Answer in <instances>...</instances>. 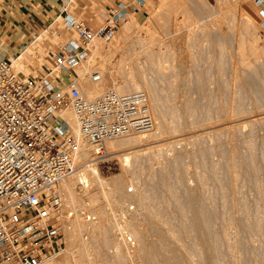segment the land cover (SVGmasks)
<instances>
[{"label": "rangeland", "instance_id": "374dc122", "mask_svg": "<svg viewBox=\"0 0 264 264\" xmlns=\"http://www.w3.org/2000/svg\"><path fill=\"white\" fill-rule=\"evenodd\" d=\"M117 1L0 0V58L20 56L22 73L23 66L29 72L49 66L58 47L77 36L66 14L95 30ZM121 1L132 6L129 20L112 38L94 40L99 53L90 48L84 63L92 66L80 85L90 96L98 84L91 72L101 67V87L113 77L121 87L138 82L149 95L155 127L134 134H153L148 146L122 143L113 155L105 143L97 165L108 192L100 191L98 201L107 213L88 203L79 207L96 214L105 236L83 234L82 222L76 239L66 234L63 254L44 264H92L97 250L123 255L124 264H165L155 251L149 261L143 253L161 241L160 229L161 250L179 249L181 264H264V21L257 0H145L139 7L136 0ZM95 90L94 96L102 92ZM121 188L124 195L117 196ZM126 218L131 247L116 223ZM86 242L89 251L81 253Z\"/></svg>", "mask_w": 264, "mask_h": 264}, {"label": "built area", "instance_id": "2783aa9c", "mask_svg": "<svg viewBox=\"0 0 264 264\" xmlns=\"http://www.w3.org/2000/svg\"><path fill=\"white\" fill-rule=\"evenodd\" d=\"M257 4L264 21V0ZM130 12V5L118 0L97 30L71 21L68 28L79 38L58 47L50 58L52 68L43 64L26 74L16 70L11 57L0 58V264H43L65 251L66 223L78 215L89 223L95 220L93 213L65 206L60 190V183L76 171L78 147L64 109H74L98 157L105 154L107 140L154 129L145 90L110 89L89 97L76 72L94 40L111 38ZM93 73L99 80V72ZM120 234L134 246L130 233Z\"/></svg>", "mask_w": 264, "mask_h": 264}, {"label": "bare ground", "instance_id": "6f19581e", "mask_svg": "<svg viewBox=\"0 0 264 264\" xmlns=\"http://www.w3.org/2000/svg\"><path fill=\"white\" fill-rule=\"evenodd\" d=\"M137 1V3H138V7L139 6H143L144 4H145V0H136ZM260 1H262V0H260ZM127 3V2H126ZM127 4H129V3H127ZM130 5V11H132V6H131V4H129ZM136 10H139V9H136ZM130 14H131V12H130ZM249 17V16H248ZM251 17H249V19H250ZM251 20H252V18H251ZM67 26L69 25V23L71 22V21H77L76 19H74L72 16H68L67 17ZM253 22V21H252ZM105 25V24H104ZM69 27V26H68ZM101 27V26H100ZM98 29V28H97ZM97 29H95V30H97ZM117 30V29H116ZM76 32V31H75ZM116 32V31H115ZM114 32V33H115ZM77 33V32H76ZM113 35L114 34H112V37H113ZM111 37V38H112ZM74 39H78L79 37H78V33H77V36H75V37H73ZM98 38H102V37H98ZM71 39V38H70ZM69 39V40H70ZM97 39V38H96ZM96 39H95V41H96ZM103 39H105V38H103ZM110 39V38H109ZM107 40V39H106ZM94 41V42H95ZM99 43V42H98ZM102 44V43H101ZM90 48L92 49V52L94 53V54H98L99 52V50H98V44L95 42L94 43V46L93 45H91L90 46ZM20 57V56H19ZM19 57H13L12 56V60H13V63H14V66H15V68H16V70L18 71V72H21L20 70H19ZM90 58V59H89ZM89 60L88 61H91V59L93 58V56L92 55H90L89 56ZM183 61V60H182ZM97 63V62H96ZM18 64V65H17ZM92 64V63H91ZM99 64V63H98ZM96 64H94V66H95ZM92 65H90V67H91ZM89 66H88V64L86 65L84 62L83 63H80L79 65H78V73L77 74H79V76H81V75H83L84 73H86V72H89L90 71V68ZM23 68H24V72H26V74H28V73H31V71L29 72V68L27 67V66H23ZM48 68H52V65H51V63H50V65L48 66ZM113 68V67H112ZM108 69V68H107ZM99 72V74H100V79L99 80H94L93 79V72ZM95 71H93V72H91V79L93 80V81H95V82H98V84H96L95 82H92V83H95L93 86H92V91H89L91 94H90V96L89 97H95L94 96V90L95 89H97V92L98 91H102L101 93H104L105 91H108V90H110V89H115L116 91H118V92H120V93H128V92H132V91H135V90H140V88H141V85L138 83V82H136V81H134V80H130L127 84H124L123 86H125L126 85V87H121V85L118 83V81H117V79L116 78H114L113 76H111V77H113V78H111L112 79V81H111V85L109 86V87H104V86H99V83H103L104 84V68L103 67H101V68H99V70H95ZM117 71V70H116ZM111 72H112V70H111ZM132 73V72H131ZM183 78H184V74H183ZM185 79V78H184ZM89 84V83H88ZM102 84V85H103ZM99 86V87H101V88H99V87H97V88H94V86L96 87V86ZM101 85V84H100ZM98 88H99V90H98ZM81 89H82V91L84 92V90H83V88L81 87ZM143 89H145V88H143ZM91 90V89H90ZM95 93H96V90H95ZM98 95H100V94H98ZM88 96V95H87ZM150 100V99H149ZM157 108V107H156ZM155 109V108H154ZM63 116L68 120V122L70 123V125H71V127H72V133H73V136L76 138V140L78 141V147L76 148V149H74V155H75V163H76V171L70 176V177H68V178H66L65 180H63L61 183H60V190H61V192H62V194H63V199H64V204H65V206H70V207H73L75 210H77V211H82V209L84 210V208H79L80 207V205L82 204V205H88V204H90L89 206H91V205H93V206H95L96 208H100V210H102L104 207H103V205L104 204H102V203H100L99 201H98V194H99V192L100 191H103L104 192V195L108 192L107 190H106V188L104 187V178H103V176H102V174H101V172H100V169H99V167H98V165H97V162H98V159L99 158H101V157H104L103 155L101 156V157H98V156H95V157H92V153H94L93 151H92V149H91V147L88 145V143H87V141H86V139H85V137H84V135H83V133H82V130H81V128H80V125H79V121H78V117H77V114H76V112L74 111V109L73 108H71V107H68V108H66V109H64V111H63ZM160 120V119H159ZM158 122H160V121H158ZM164 122V121H163ZM162 125V124H161ZM157 128V127H156ZM159 128V127H158ZM157 131H158V129H156L154 132L157 134ZM162 132V131H161ZM160 133V132H159ZM134 134V133H133ZM139 134V133H138ZM151 134H153V133H144V134H140V135H131V134H129V135H126V136H121V137H117V138H114V139H109V140H107L105 143H106V148H107V154H115V152H116V148L120 145V144H122V143H131L132 141L133 142H135V143H140V142H145V144H142V145H145V146H148V145H146V144H148V143H146V141L148 140V136H151ZM163 134V133H162ZM158 135V134H157ZM156 135V136H157ZM156 138V137H155ZM142 142V143H143ZM151 142H152V140H151ZM155 142V141H154ZM154 142H153V144H154ZM142 145H138V146H141L142 147ZM149 145H151V144H149ZM132 146V145H131ZM135 146V145H134ZM140 148V147H139ZM119 149V148H118ZM146 149V148H145ZM144 149V150H145ZM121 150H123V149H121ZM143 150V149H142ZM120 151V150H119ZM140 151V150H139ZM132 153V152H131ZM106 154V155H107ZM122 156H124V159L125 160H128L129 158H130V152L129 153H123L122 154ZM78 163V164H77ZM78 165V166H77ZM100 188V189H99ZM62 189L64 190V192L62 191ZM103 194V193H102ZM128 194V193H127ZM87 196V197H85L84 198V196ZM117 196L118 195H124L123 194V190H122V188L121 189H119L118 190V193L116 194ZM129 195V194H128ZM116 196V199L118 198ZM125 196H126V192H125ZM68 199V200H67ZM80 199H81V201H80ZM67 201V202H66ZM68 201H70V202H72L73 203V205H75V206H72ZM97 201V202H96ZM114 202H115V200H113ZM117 201V200H116ZM96 202V203H95ZM99 202V203H98ZM112 202V201H111ZM111 202H109L110 204H111ZM79 203V204H78ZM86 203H88V204H86ZM115 203H117V202H115ZM107 204H105L104 206H106ZM105 209V208H104ZM103 209V211L102 212H100L99 210V213H100V215L102 214V213H107V211L106 210H104ZM87 211V210H86ZM95 211H96V209H95ZM87 212H89V211H87ZM97 212V211H96ZM90 213H92V212H90ZM94 214V213H93ZM95 215V220L93 221V222H86L80 215H78L76 218H74V219H72L71 221H67L68 223H66V227H65V229H66V231H65V235L67 234V233H70V235H71V237L73 238V239H76L80 234V231H79V233H78V230L77 229H75V226L77 225H79L80 223H82V222H84L83 224H84V226H85V230L83 231V234L86 232V233H88V232H90L91 231V233L92 232H94V231H98V233L100 234V237L102 236V237H104L105 236V229H104V224H103V222H100L99 223V221H97L96 219H97V216H96V214H94ZM150 216V214L148 215V217ZM140 217V216H139ZM154 217V216H153ZM138 218V217H137ZM102 219V218H101ZM146 219V218H145ZM150 219H152V216H151V218ZM130 221V218H126L125 220H124V222L123 223H120L118 220H116V223H117V225L120 227V229H121V232L124 234L126 231H127V224H128V222ZM138 222V221H137ZM148 222H150V220L148 219ZM152 222V221H151ZM153 222H154V220H153ZM156 223V222H155ZM155 223H153L152 225H153V227L156 225ZM130 224V223H129ZM155 224V225H154ZM152 225H150V227L148 226V228H150L151 229V227H152ZM158 225V224H157ZM80 226H83V225H80ZM152 227V229L151 230H153L154 228ZM147 228V229H148ZM80 229H82V228H80ZM133 229V228H132ZM156 229V228H155ZM149 230V229H148ZM151 230H149L150 232H151ZM154 231V230H153ZM158 231V227H157V230L155 231V232H157ZM160 231V237H159V240H161V241H158V243L157 242H155V244H153L152 246H151V249H150V247L149 246H144L143 247V253L145 254V258L147 257V261H149V259H150V257L151 256H153V253H152V255L150 256V253H151V251H155L157 254H159L158 256H160V257H162V261H165V264H181V256H180V254H181V252H180V254H179V249H174V247H172V248H167L168 249V252H163V250H161V246H160V242H163L164 240L163 239H165V237L163 236V234H162V232H161V229L159 230ZM146 232V231H145ZM145 232H140L141 234V236H143V235H145L146 233ZM95 233V232H94ZM133 233H135V235H137V237H138V235H139V233L137 232V231H133ZM79 234V235H78ZM69 235V234H68ZM69 235V236H70ZM139 235V236H140ZM152 235V234H151ZM147 236V235H146ZM155 236V235H154ZM100 238V240L101 239H103V238ZM65 238H66V236H65ZM81 238H83V237H81ZM99 238V237H98ZM141 238V237H140ZM144 238V237H143ZM143 238H142V240H143ZM146 238H148V236L146 237ZM79 239V238H78ZM157 239V238H156ZM72 239H70V241H71ZM83 240V239H82ZM145 240V239H144ZM143 240V241H144ZM154 240V239H153ZM69 241V240H68ZM81 241V240H80ZM79 241V242H80ZM147 241V240H146ZM74 242V241H73ZM76 242H78L77 240H76ZM83 242V241H82ZM105 242V241H104ZM104 242H103V244H104ZM68 243H70V242H68ZM81 243V242H80ZM85 243V242H84ZM84 243H82V244H84ZM100 243H102V241L100 242ZM145 243V242H144ZM90 244V243H89ZM103 244H101V246L103 247V246H105L106 247V245H103ZM149 244H150V242H149ZM152 244V243H151ZM170 244V243H169ZM69 245V244H68ZM72 245V244H71ZM144 245V244H143ZM174 245V244H173ZM77 246V245H76ZM75 246V247H76ZM98 246H100V245H98ZM68 247V246H67ZM80 247V246H79ZM104 247V248H105ZM169 247H170V245H169ZM69 248H70V245H69ZM81 248H84V249H82V252H81V249L80 248H78L79 249V251L81 252V253H83L84 252V250L87 252V251H89V245L87 244V242H86V244H84L83 245V247L81 246ZM137 248V247H136ZM98 249V248H97ZM125 249L127 250V253H128V255H129V257L132 259V260H130V261H134V260H136V259H134V258H136L137 256H135L136 254H135V252H134V250L133 251H131L130 249H128V247H125ZM66 250V249H65ZM102 250H104V249H102ZM118 250V248L116 247V251ZM126 250L124 251V252H126ZM136 250H138V248L136 249ZM110 251V250H109ZM71 252V251H70ZM108 252V251H107ZM115 252V251H114ZM134 252V253H133ZM72 253V252H71ZM80 253V254H81ZM90 254H91V252H89ZM98 253V254H97ZM97 255H95L96 257H91V263L92 264H124L123 262H122V260H123V258H122V256L123 255H119L118 257H115V258H110V254H108V256H104L103 255V252L101 253L100 252V250H97ZM110 253V252H109ZM63 254V253H62ZM76 254V253H75ZM142 254V253H141ZM61 255V254H60ZM59 255V256H60ZM85 255V254H84ZM107 255V254H106ZM126 255V254H125ZM81 256H82V254H81ZM81 256H80V258H81ZM86 256V255H85ZM114 256V255H113ZM121 256V257H120ZM141 256H143V255H140V257ZM56 257H58V256H56ZM74 257V256H73ZM83 257V256H82ZM106 257H108L109 259H111V260H109V259H107ZM84 258V257H83ZM50 259H52V257L51 258H49V259H47L46 261H44V263H46L47 261H49ZM89 259V258H88ZM134 259V260H133ZM82 261V260H81ZM90 261V260H89ZM79 262V261H78ZM43 263V264H44ZM136 263H138V262H136ZM135 263V264H136ZM75 264H77V263H75ZM79 264H81V263H79ZM130 264H131V262H130ZM149 264V263H148Z\"/></svg>", "mask_w": 264, "mask_h": 264}, {"label": "crops", "instance_id": "0c3cea01", "mask_svg": "<svg viewBox=\"0 0 264 264\" xmlns=\"http://www.w3.org/2000/svg\"><path fill=\"white\" fill-rule=\"evenodd\" d=\"M19 1H21V0H19ZM258 10H259V8H258ZM66 11V10H65ZM259 12V11H258ZM64 13V12H63ZM62 15V14H61ZM66 15H68V16H70L69 14H66ZM259 17H261V15H260V12H259ZM4 57H9V56H4ZM18 65V64H17ZM19 67V66H18Z\"/></svg>", "mask_w": 264, "mask_h": 264}]
</instances>
